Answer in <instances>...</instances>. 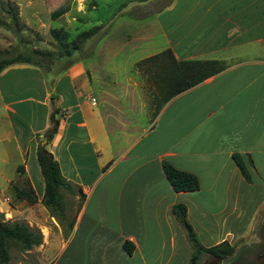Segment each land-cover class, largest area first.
Masks as SVG:
<instances>
[{
  "label": "crops",
  "instance_id": "obj_1",
  "mask_svg": "<svg viewBox=\"0 0 264 264\" xmlns=\"http://www.w3.org/2000/svg\"><path fill=\"white\" fill-rule=\"evenodd\" d=\"M11 1L29 27L39 26L44 15L49 27L86 15L87 0ZM150 1L118 6L96 20L93 26H105L91 38L87 62L74 57L49 75L27 63L0 73L11 132L0 136L1 153L7 156L11 145L24 177L36 193L37 183L42 188L41 201L45 181L37 151L45 147L75 200L81 198L68 240L35 247L42 253L38 264H190L194 247H178L190 240L173 210L178 204L186 206L194 230L218 237L216 243L264 231V0H167L153 12H132ZM65 5L68 10L55 18ZM121 25L135 30L116 40ZM168 48L177 60H214L222 68L172 97L152 118L145 76L134 67ZM52 114L59 126L48 141ZM234 154L252 160L251 181ZM164 161L196 175L200 188L175 191ZM100 237L103 246L95 247ZM74 241L86 247H69ZM259 249L255 259L263 264Z\"/></svg>",
  "mask_w": 264,
  "mask_h": 264
},
{
  "label": "rangeland",
  "instance_id": "obj_2",
  "mask_svg": "<svg viewBox=\"0 0 264 264\" xmlns=\"http://www.w3.org/2000/svg\"><path fill=\"white\" fill-rule=\"evenodd\" d=\"M39 1L41 3V0ZM99 1L87 0L83 5L86 15L78 17V22L73 21L69 23L66 21L65 24L63 23V26H61V23L60 25L58 22H52L53 26L49 27L47 25L48 16L45 17L46 15H44V17H41L39 26L29 27L21 19L19 9L13 1L0 0V60L3 58H11L22 52L32 56L34 59H38L42 65L40 68L46 75H49L50 72L54 74L61 72L75 58L84 57L83 60L85 62L89 61L90 58L88 56L92 51V43L90 40L93 36L80 44L81 47L74 51H72L73 41L76 40L81 32L91 29L96 20H104L109 13L118 8L121 2L120 0ZM166 2L167 0H151L143 6L132 7V12L136 13L139 9L138 7H141V9L146 10V13H150L157 8H161ZM95 4H98L97 10L93 8ZM16 12L17 16H15ZM103 26L105 24L101 25V27ZM53 27L54 29H51ZM52 30L59 31L57 34L61 41L54 38ZM134 30V28L128 27L127 25H121L117 28L114 38L118 40L126 33H134ZM68 51H71L70 55H63V53L65 54ZM122 55L126 56L125 53ZM120 75L123 76V73H120ZM142 82H144L143 87L148 91V113L150 111L152 118H154L158 112V98H160L161 94L154 87L155 85L147 79H144ZM7 134H11L10 126L4 117L0 99V136ZM37 142H40V138H37ZM7 147V156H3V153L0 151V218L18 221L28 224L33 229H39L43 235V241L42 244L35 247H61V242L69 238L75 211L81 204V198L76 201L75 190L62 188L61 192L65 215L62 220L52 216L39 199L34 204H30L27 200L16 199L15 185L23 186L29 180L24 177V172L20 171L19 167L22 166V164H19L20 157L15 154V150L11 148V145ZM33 175L34 177H38L36 167ZM37 194H42V188L38 183ZM187 224L190 225L193 235H196L202 245L207 247L218 244L216 243L218 237L208 235L204 231H195L188 221ZM195 226L198 227L199 225L195 224ZM186 232L190 237L187 229ZM258 232L257 234L255 232L253 235H249L241 241L235 240L234 237L227 238L226 240H229L234 246V253L228 258L222 259V264H259L255 256L259 253L257 249L264 247V231L259 230ZM187 242V245L179 242L178 247H195L191 240H187ZM77 243V241H74L69 247H86ZM102 246L103 237H100L95 247ZM35 247L31 250H22L19 246L12 244L9 248L10 260L7 263H2L0 260V264H38L39 257L42 253L36 250ZM235 247L240 248L236 249ZM214 260L215 256L204 253L201 255L199 262L200 264H210ZM260 260L264 264V257L263 259L260 258Z\"/></svg>",
  "mask_w": 264,
  "mask_h": 264
},
{
  "label": "trees",
  "instance_id": "obj_3",
  "mask_svg": "<svg viewBox=\"0 0 264 264\" xmlns=\"http://www.w3.org/2000/svg\"><path fill=\"white\" fill-rule=\"evenodd\" d=\"M119 10L125 8L132 2H146L148 0H120ZM68 10V5L62 6L53 12L55 18L64 14ZM17 16V12L16 15ZM102 29L101 25L93 26L87 31L81 32L75 41L72 43V51L78 50L80 44L87 41L89 38L97 34ZM56 30H52V34L56 40H59V35ZM71 51L63 53L70 55ZM17 63L33 64L41 67L40 61L34 59L25 53H18L11 58H3L0 60V73L10 65ZM222 66L214 60H177L170 48L144 58L135 64L134 70L140 71L149 82L155 85L154 87L161 94L158 98V109L170 100L175 95L199 84L206 78L217 73ZM59 120L55 115H51V127L46 132V138L50 141L58 130ZM38 163L45 181L44 194L41 202L48 209L49 213L62 220L64 218V205L62 201V188L70 189V183L65 179L61 172L58 161L54 155L45 147L39 146L37 151ZM233 159L239 167L241 173L246 180L251 181V174L248 164L252 163L250 157L246 161L241 154H234ZM20 171L25 172L24 166H20ZM163 169L165 175L175 191H195L200 188V181L196 175L190 172L182 171L174 167L171 163L164 161ZM15 197L19 200H27L30 204L38 201V195L34 187L29 181H26L23 186L15 185ZM174 212L178 215L181 222L186 221V206L184 204L175 205ZM3 216V215H2ZM72 228V226H71ZM194 243V252L191 256L190 264H200L199 260L204 253L212 256H219L226 259L234 253V246L224 240L221 243L205 247L202 245L196 235L190 237ZM43 235L39 229H33L28 224L18 221L5 220L0 218V260L2 263H7L10 260L9 248L12 244L19 246L22 250H31L35 246L42 244ZM128 242L124 246L132 251Z\"/></svg>",
  "mask_w": 264,
  "mask_h": 264
},
{
  "label": "water",
  "instance_id": "obj_4",
  "mask_svg": "<svg viewBox=\"0 0 264 264\" xmlns=\"http://www.w3.org/2000/svg\"><path fill=\"white\" fill-rule=\"evenodd\" d=\"M185 227L187 231L190 233V237H193L192 229L189 224L185 223ZM216 264H222V258L219 256H216Z\"/></svg>",
  "mask_w": 264,
  "mask_h": 264
},
{
  "label": "flooded vegetation",
  "instance_id": "obj_5",
  "mask_svg": "<svg viewBox=\"0 0 264 264\" xmlns=\"http://www.w3.org/2000/svg\"><path fill=\"white\" fill-rule=\"evenodd\" d=\"M210 264H216V260L211 261Z\"/></svg>",
  "mask_w": 264,
  "mask_h": 264
}]
</instances>
